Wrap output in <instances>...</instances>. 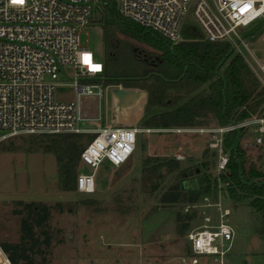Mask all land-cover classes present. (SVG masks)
Instances as JSON below:
<instances>
[{"label":"rangeland","instance_id":"374dc122","mask_svg":"<svg viewBox=\"0 0 264 264\" xmlns=\"http://www.w3.org/2000/svg\"><path fill=\"white\" fill-rule=\"evenodd\" d=\"M193 7L194 0H191L180 32L184 39H203L204 33L195 20ZM100 19L101 12L97 7L90 25L80 33V41L92 51L95 59L103 61L105 45ZM243 37L253 57L264 62V16L246 26ZM111 41L112 55L116 48L115 59L109 60L112 70L122 71L128 66V55L123 48L126 45L135 61L152 64L158 58L159 52L151 45L119 32ZM247 57L250 58L248 54ZM69 73L68 68L62 70L58 80L72 81ZM98 83L102 85L101 80ZM114 87L125 88L121 84L102 85L101 96H86L80 100L83 116L89 121L84 125L92 129L98 125L149 128L144 126V121L150 115L175 107L166 104L145 112V90L126 88L138 91L139 95L127 96L119 102L111 92ZM205 87H199L180 103ZM54 98L75 102L76 92L70 85H59L55 88ZM218 126L222 125L211 122L188 128H150V132L137 134L136 149L125 164L115 167L102 161L91 194L63 191L58 187V165L53 154L40 148L35 152L0 150V235L14 239L19 234V216L13 212L17 207L15 201H44L54 205L49 219L51 247L45 264H190L183 259L189 244L186 235L176 234V213L195 210L196 214L189 222L190 231L201 222L204 210L214 211L203 206L207 202L204 199L195 205L164 204L160 196L179 178L192 175L194 170L196 174L210 175L212 183L216 180V195H209V202L220 195L230 210L228 220L234 236L223 264H264V233L258 214L245 202H232L227 184L221 181L225 169L220 170L218 164L222 159L227 160L228 153L221 147L224 133L220 138L218 133L210 132ZM258 136L260 143L256 141ZM143 139L145 145H142ZM238 141L264 179V133L249 126L238 134ZM147 157L152 160L144 163ZM172 159L177 160L179 166L169 172L168 163ZM157 163L161 164L160 180L150 169ZM83 171L90 169L83 167ZM56 202L61 203L60 208L55 206ZM199 259V264L212 262L206 255Z\"/></svg>","mask_w":264,"mask_h":264},{"label":"built area","instance_id":"2783aa9c","mask_svg":"<svg viewBox=\"0 0 264 264\" xmlns=\"http://www.w3.org/2000/svg\"><path fill=\"white\" fill-rule=\"evenodd\" d=\"M191 0H115L119 14L150 28L173 43L185 40L180 25ZM100 0H0V140L20 134L93 133L84 146L77 165L76 191L91 194L102 161L118 167L136 149V136L150 128L135 125H84L80 100L101 96L102 61L80 41V33L90 25ZM193 15L205 40L226 41L243 57L264 87V62L249 51L243 29L264 16V0H194ZM247 54L250 58L247 57ZM70 69V82L58 80ZM70 85L76 101H56L55 88ZM96 88H98L96 90ZM89 123V121H87ZM254 126L264 133V116L218 126L210 132L220 135L233 129ZM219 138V140H220ZM261 142V137L256 138ZM226 159L218 167L225 168ZM88 167L89 172L83 171ZM203 199L201 222L187 234L189 253L183 258L199 264V256L223 264L234 233L229 224V208L220 195ZM0 264H11L0 245Z\"/></svg>","mask_w":264,"mask_h":264},{"label":"trees","instance_id":"16d2710c","mask_svg":"<svg viewBox=\"0 0 264 264\" xmlns=\"http://www.w3.org/2000/svg\"><path fill=\"white\" fill-rule=\"evenodd\" d=\"M99 9L105 45L102 85L121 84L125 88L145 90V112L155 106H175L150 115L144 121L145 127L188 128L211 122L223 126L254 115L264 116V87L230 43L197 38L173 43L152 29L122 17L115 0H100ZM117 32L151 45L159 52L157 60L152 64L135 61L126 45L123 48L128 55V66L122 71L118 68L112 70L109 60L115 59L116 48L112 55L111 40L116 38ZM203 85H206L204 89L180 103ZM244 129L247 127L223 135L221 147L228 157L221 181L227 184L232 202H245L258 214L264 233V179L238 141V134ZM93 136V133L13 135L0 140V150L35 152L40 148L53 154L58 165V187L63 191H76L79 155ZM142 145H145L144 139ZM151 160L147 157L144 163ZM168 164L169 172L178 169L177 160L172 159ZM159 167L161 164L157 163L150 168L158 180L162 179ZM186 176L162 193V203L195 205L205 196L216 195V180L212 183L210 175L196 174L193 170L192 175ZM15 204L17 207L13 212L19 216V234L14 239L0 235V245L11 264H45L51 247L49 219L54 205L22 200L15 201ZM55 206L60 208L61 203L56 202ZM195 214V210L176 213L178 236L189 232V222ZM189 251L187 245V254Z\"/></svg>","mask_w":264,"mask_h":264},{"label":"water","instance_id":"95a60500","mask_svg":"<svg viewBox=\"0 0 264 264\" xmlns=\"http://www.w3.org/2000/svg\"><path fill=\"white\" fill-rule=\"evenodd\" d=\"M112 94L118 99L119 102L125 100L127 96H134L137 97L139 95L138 91H134L131 89H126L122 87H114L111 89Z\"/></svg>","mask_w":264,"mask_h":264},{"label":"crops","instance_id":"0c3cea01","mask_svg":"<svg viewBox=\"0 0 264 264\" xmlns=\"http://www.w3.org/2000/svg\"><path fill=\"white\" fill-rule=\"evenodd\" d=\"M138 97V96H137ZM125 164V163H124Z\"/></svg>","mask_w":264,"mask_h":264}]
</instances>
